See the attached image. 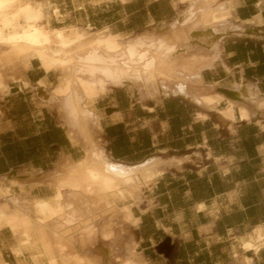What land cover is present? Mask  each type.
<instances>
[{
  "label": "crops",
  "instance_id": "obj_1",
  "mask_svg": "<svg viewBox=\"0 0 264 264\" xmlns=\"http://www.w3.org/2000/svg\"><path fill=\"white\" fill-rule=\"evenodd\" d=\"M34 1L57 8L59 18L46 11L50 28L89 25L126 39L165 32L184 14L200 13L203 19L211 12L227 13L212 28L210 42L217 45L219 57L202 71V84L165 80L172 90L168 95L160 81L159 97H170L143 102L112 88L92 106L99 127L92 123L90 129L109 160L137 168L149 161L159 164L149 168L155 173L140 203L131 207L137 222L124 226V240L137 244L139 259L146 264H264V109L256 110L238 95V87L248 85L258 98L264 96V0ZM201 29L190 30L193 43L208 36ZM22 70L13 80L7 77V88L0 91L3 179L13 173L45 174L62 156L73 162L84 156L39 96V85L50 91L57 74L44 72L35 59ZM189 90L221 99L206 109L198 99L209 95L188 99ZM228 102L238 106L234 120L223 122L216 110H225ZM239 106L248 110L250 120L240 118ZM26 190L39 199L53 195L47 187ZM9 193L19 190L10 187ZM15 238L0 226V264H40L33 248L12 252ZM162 245L166 253L159 250Z\"/></svg>",
  "mask_w": 264,
  "mask_h": 264
},
{
  "label": "bare ground",
  "instance_id": "obj_2",
  "mask_svg": "<svg viewBox=\"0 0 264 264\" xmlns=\"http://www.w3.org/2000/svg\"><path fill=\"white\" fill-rule=\"evenodd\" d=\"M48 7L34 0H0V46L4 47L0 53V91L7 88L8 72L14 69L20 72L31 59L37 60L44 72H55L62 83L50 91L41 83L39 96L55 110L71 143L82 146L84 156L76 162L62 156L48 174L13 173L6 179L0 178V196L7 197L10 187H17L20 197L10 201L24 212V217L18 218L13 212L0 208V225L11 230L17 238L12 247L15 255L30 247L35 249L37 261L42 264L40 252L46 247L53 256L48 264H97L73 249L75 237L83 245L97 234L90 223L88 200L94 216L98 208L108 212L109 218L100 234L104 241L115 243V264H146L138 257L137 244L126 243L122 231L113 232L112 219L133 221L131 207L140 203V190L155 173L149 168L159 164L149 161L137 168L109 160L90 129L92 123L91 126L99 127L92 106L95 98L103 96L109 88H122L130 96L144 94L149 97L160 96L156 87L158 79L202 84V71L212 67L219 57L217 45L210 42L214 34L212 28L228 15L217 11L204 14L201 19L200 13L184 14L165 32L146 31L126 39L123 35L112 34L108 28L97 33H90L85 26L78 25L50 28L48 17L44 15ZM53 11L59 16L57 8ZM177 24H180L179 29ZM196 28L207 29L208 36L193 43L190 30ZM238 93L241 99L255 105L256 110L264 109V96L258 98L252 87L240 85ZM220 99L203 96L198 102L201 107L210 109L218 105ZM236 106L228 102L225 110H216L217 118L223 122L233 121ZM239 111L242 120H250L245 107L239 106ZM26 186L47 187L53 195L48 199L31 197ZM65 190L72 191L69 199L62 201L61 211L66 219L61 214L60 223L51 228L40 218H50L57 212L61 192ZM30 211L37 220L30 219ZM258 235L261 237L259 232ZM159 250L166 253L168 248L162 245Z\"/></svg>",
  "mask_w": 264,
  "mask_h": 264
},
{
  "label": "rangeland",
  "instance_id": "obj_3",
  "mask_svg": "<svg viewBox=\"0 0 264 264\" xmlns=\"http://www.w3.org/2000/svg\"><path fill=\"white\" fill-rule=\"evenodd\" d=\"M49 7H51V6H49ZM48 7V8H49ZM47 8V9H48ZM52 8V9H51ZM51 8H49L50 9V14H51V16L53 17V18H59V16H55V14H54V9H56V8H53V7H51ZM45 10L44 11V15L47 17V13H45L46 11H49V9L48 10ZM59 13V12H58ZM48 20L50 21V17L48 16ZM49 27H52L51 26V23L49 22ZM85 28L87 29V31H89L90 33H97V32H99V31H101V30H97V31H94L92 28H91V26H85ZM103 30V29H102ZM4 51V47L3 46H0V53H2ZM15 71V72H14ZM13 72V73H12ZM15 73L16 74H19V72L18 71H16L15 69L14 70H12V71H10V72H8V74L9 75H11V76H7L8 78H10V77H12V80L13 79H15ZM7 77L5 78V80L7 79ZM11 79V78H10ZM160 81H162V82H165V90H166V92H168V95L170 94V91H172L171 90V88L168 86V81H165V80H162V79H160V80H157L156 81V83H157V88H158V90L160 91V93H161V90H160V86H159V83H160ZM60 82L62 83V80L61 79H59L58 78V76H57V82H56V84L52 87V88H54V87H56L58 84H60ZM160 85H162V84H160ZM6 86V85H5ZM6 88V87H5ZM112 89V88H111ZM196 90L197 91V88H191L190 90ZM5 90V89H4ZM3 90V91H4ZM110 90V88L106 91V93L108 92ZM164 90V91H165ZM190 90H189V92L187 93V94H185V96H187L188 97V99H190V98H192V97H195L196 95H198V94H202V95H209V94H203V93H195V94H191L190 93ZM198 92V91H197ZM105 93V94H106ZM210 96V95H209ZM99 97V96H98ZM97 97V98H98ZM131 97H133L134 99L133 100H135V101H142L143 102V100H149V99H155V100H160V99H163L164 97H170V96H166V95H162L161 97H159V96H153V95H149V97H145L144 96V94H143V96H139V95H136L135 94V96H131ZM201 97H203V96H201ZM95 101H96V98H95V100H94V103H95ZM216 110V109H215ZM55 110L52 108L51 109V112H52V114H53V116L55 117L56 116V113L54 112ZM200 117L202 118V119H205V117L206 116H204V115H200ZM204 117V118H203ZM217 117V116H216ZM67 133H68V131H67ZM75 146H77V145H75ZM82 147V146H81ZM83 149V148H82ZM84 152V151H83ZM61 159V158H60ZM59 159V160H60ZM59 162V161H58ZM57 162V163H58ZM56 165L57 164H55V166H54V168L56 167ZM54 168L51 170V171H53L54 170ZM50 171V172H51ZM50 172H48V173H50ZM48 173H45V174H48ZM147 187V184L146 185H144L143 186V188H141V190H140V196H141V194H142V190L144 189V188H146ZM70 192H72V191H70V190H65V191H63V192H61V197H60V201H59V207H58V209H57V212L55 213V214H53L52 215V217H50V218H43V217H41L40 218V220L45 224V225H49L51 228H54V227H56L57 225H58V223H60V219H59V216L62 214L63 215V219L65 218L66 219V216L63 214V212L61 211V207H62V201L63 200H68L69 199V193ZM77 192V191H76ZM10 193L11 194H14L15 193V190H11L10 191ZM8 194V196L7 197H1L0 196V208L1 209H4V210H9V211H11V212H13L15 215H16V217H18V218H23L24 216H23V214H24V212H22V210H19V209H17L16 207H14L12 204H11V201H10V199H12V198H19L20 197V193H18L17 195H11V194ZM31 197H33V196H31ZM87 200V199H86ZM86 207H87V211L88 212H90V216H91V220H90V223H91V226L93 227V228H95L96 229V231H97V234L95 235V238L91 241V242H89V241H86L83 245H80L79 244V241H78V238L77 237H75V239H74V243H73V249L75 250V252L78 254V255H80V256H84V257H87V258H90V259H93V261L95 262V263H97V264H115V261H114V253L115 252H113L114 250H115V243H113V241L111 240V241H104L103 239H102V237H101V234H100V232H101V229H102V227L107 223V220H108V212L107 211H105L103 208H98V210H97V212H96V215L94 216L91 212H92V210H91V207H90V204H89V202H88V200H87V205H86ZM101 209H102V211H101ZM107 213V214H105V213ZM28 216L30 217V219L31 220H33V221H35V220H37V218L34 216V214L30 211V212H28ZM133 221H131L130 223L131 224H135V221L137 222V220H135V219H132ZM123 222L122 220H120V219H117V218H115V219H112V224H113V226H112V229H113V232L114 233H119L120 231H122L121 232V234L123 235V238L125 239V237H124V235H125V233H126V228L124 227L125 225H127V224H130V223H126V222H123V223H121V222ZM87 224V223H86ZM119 226L118 228H119V230H116V227L117 226ZM1 226V225H0ZM1 227H3V226H1ZM126 243H127V241L126 240H124ZM46 247H44L43 248V250L40 252V258H41V260H43L44 261V263H46V264H48L50 261H52L53 260V256L49 253V250L48 249H45ZM113 248H114V250H113ZM44 253H45V255H44ZM43 254V255H42ZM46 255H48V256H46ZM45 257V258H44ZM51 257V258H50ZM50 258V259H49ZM47 259H49V260H47ZM96 260V261H95Z\"/></svg>",
  "mask_w": 264,
  "mask_h": 264
}]
</instances>
